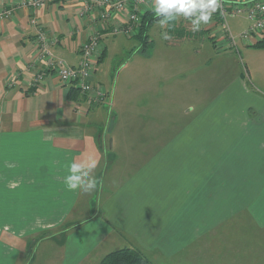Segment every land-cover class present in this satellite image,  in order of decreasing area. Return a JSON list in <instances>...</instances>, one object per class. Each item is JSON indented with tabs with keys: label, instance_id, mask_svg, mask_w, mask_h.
Returning a JSON list of instances; mask_svg holds the SVG:
<instances>
[{
	"label": "crops",
	"instance_id": "1",
	"mask_svg": "<svg viewBox=\"0 0 264 264\" xmlns=\"http://www.w3.org/2000/svg\"><path fill=\"white\" fill-rule=\"evenodd\" d=\"M224 1L231 9L255 0ZM13 2L0 0V8ZM152 7L149 0L145 12ZM80 10L79 0H49L36 11L18 8L0 22V264H88L92 252V264H98L108 247L137 249L149 264H231L232 253L242 264H264V82L242 83L248 101L234 116L196 118L151 149L157 153L152 158L145 150L136 153L124 142L121 147L116 136L126 112L131 116L136 108L134 81L120 95L102 69L110 52L123 57L132 50L129 41L135 36L106 34L102 39L93 78L107 91L101 103L90 106L80 92L71 94L76 87L62 83L55 71L43 73L39 28L57 38L51 49L70 65L79 63L89 36L107 28L96 13L81 16ZM221 23L217 10L204 25L211 30L212 60L228 50ZM147 51L133 57H145L146 63ZM259 53L254 64L262 75L264 49ZM138 65L140 74L148 70ZM88 157L98 161L92 176L101 180L100 188L113 184L68 191L62 181L65 166ZM85 196L98 209L91 207L84 221L76 219L79 225L73 218L86 213L78 208ZM117 231L127 239L124 247H116ZM86 243L84 252L75 251ZM70 246L69 261L56 259ZM42 248L50 255L40 263L34 254Z\"/></svg>",
	"mask_w": 264,
	"mask_h": 264
},
{
	"label": "rangeland",
	"instance_id": "2",
	"mask_svg": "<svg viewBox=\"0 0 264 264\" xmlns=\"http://www.w3.org/2000/svg\"><path fill=\"white\" fill-rule=\"evenodd\" d=\"M227 17L234 35H239L251 25L245 12L228 15ZM172 23L171 29L167 24L162 28L158 22L150 29L149 33L154 45L148 48L147 55H143L151 56L146 63L145 57H140L143 60L133 57L142 54L140 52L142 43L136 38H131L129 43L134 45L132 50L128 48L123 57L115 56L114 53L110 52L108 54L109 58L103 66L101 65L110 81L111 88L117 85L120 95L121 91L125 92L131 87L133 79V85L136 89V108L132 111L131 116H129V112L128 114L126 112L122 120L121 131L119 129L116 136L121 137V147H123L124 142L127 146L126 149L133 150L136 153L143 150L150 152V158L157 154L152 151L153 149L165 144V141L172 134L178 132L179 129H185L187 122H194L193 120L200 117L223 118L234 116L240 110V107L248 101L241 89L243 87L242 83L252 86L262 85L264 82V80L260 81L264 74L261 75L259 73L261 70H258L254 64L260 50L264 47L260 45L253 46L248 43L247 45L242 39L238 38L236 46L229 47L227 51L216 54V58L212 60L210 54L214 53L212 51L213 42L210 38L211 30H206L202 25L199 31L193 32L192 27L189 30L191 23L187 24L182 17ZM180 28L185 29L188 33L184 32V36L179 35L177 30ZM166 31L171 35L169 40L161 38L162 32ZM131 58L134 62L131 61L129 67L120 73L118 70ZM136 59L138 62H136ZM208 59L209 64L207 65ZM161 60L163 63L160 62ZM138 64H145L144 68L148 65V70L144 74H140L143 69ZM249 112L251 110H248ZM188 129L190 130V127ZM118 146L116 145V147ZM136 169L137 167L134 168V170ZM116 176H121V174ZM101 184L102 182L99 180L97 188L111 187L113 183H108L105 187L100 188ZM86 197L82 198V203L78 204V208H85L86 213L77 214L73 218L74 223L79 225L80 221H84L91 216V207L94 212L95 208L98 209V205L89 206L86 203ZM92 220L87 226L94 223V219ZM116 234L118 235L116 247H124L127 242L126 237L118 231ZM111 240H115L114 233ZM225 244L228 245L229 243ZM86 245L87 243L77 246L79 249L75 251L78 253L84 252ZM105 247L107 245H103L101 250H98L97 255L103 252ZM229 247L230 252H233V245L230 244ZM114 248L108 247L99 256L101 257L100 260ZM46 250L42 248L37 254H34L40 263L47 261L46 259L50 255V252ZM72 250L70 246L66 248L65 253H63L64 250L56 253V259L61 258V261H69L70 258H67L69 256L68 251ZM95 253L92 252L88 264H92ZM229 258L231 264H242L241 260H237L235 253H232ZM245 262L248 263V259H245Z\"/></svg>",
	"mask_w": 264,
	"mask_h": 264
},
{
	"label": "built area",
	"instance_id": "3",
	"mask_svg": "<svg viewBox=\"0 0 264 264\" xmlns=\"http://www.w3.org/2000/svg\"><path fill=\"white\" fill-rule=\"evenodd\" d=\"M48 1L15 0L12 4L0 8V22L12 16L18 8H30L36 11L46 5ZM79 1L81 3V16L96 13L107 28L93 32L83 43L77 65H70L64 59L57 57L51 49V45L56 42L57 38H52L45 30L39 28L37 33L38 60L44 64L43 73L45 70L55 71L62 83L79 89L80 95L84 98L83 102H87L91 106L96 102L101 103L107 98V91L93 81L102 39L106 34L133 36L137 32L149 0ZM218 11L222 18V35L223 40L226 39L227 48L236 46L238 38L251 45L261 40L264 31V0L235 4L231 9L224 0H220ZM240 12L246 13L251 25L239 35H234L230 29L227 16ZM31 22L34 25L38 24L36 17H32ZM43 73L39 77H42Z\"/></svg>",
	"mask_w": 264,
	"mask_h": 264
},
{
	"label": "clouds",
	"instance_id": "4",
	"mask_svg": "<svg viewBox=\"0 0 264 264\" xmlns=\"http://www.w3.org/2000/svg\"><path fill=\"white\" fill-rule=\"evenodd\" d=\"M219 8V0H153L152 12L158 18L159 25L163 28L168 25L169 29L179 17L190 21L192 31L197 32L202 25H206L212 19L213 13ZM171 22V23H169ZM163 40L171 39L169 32H162ZM98 161L95 158L76 162L70 161L66 167V174L62 181L66 189L71 192L84 190L90 192L97 187L98 181L92 176Z\"/></svg>",
	"mask_w": 264,
	"mask_h": 264
},
{
	"label": "trees",
	"instance_id": "5",
	"mask_svg": "<svg viewBox=\"0 0 264 264\" xmlns=\"http://www.w3.org/2000/svg\"><path fill=\"white\" fill-rule=\"evenodd\" d=\"M158 22V18L154 16L153 12H145L142 15L140 25L137 29V32L133 35L138 40H141L143 48L141 50L145 51L152 46L153 39H151L149 31L152 26ZM262 46L264 47V31L262 33V38L253 46ZM71 94H76L79 96V89L73 88ZM149 263L148 258L141 253L139 250L124 247L115 249L107 253L98 264H147Z\"/></svg>",
	"mask_w": 264,
	"mask_h": 264
}]
</instances>
